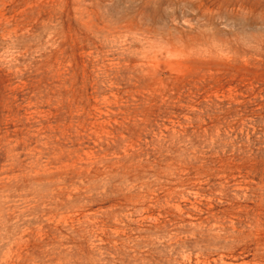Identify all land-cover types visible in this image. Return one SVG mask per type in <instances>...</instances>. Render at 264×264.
Instances as JSON below:
<instances>
[{"label":"rangeland","instance_id":"1","mask_svg":"<svg viewBox=\"0 0 264 264\" xmlns=\"http://www.w3.org/2000/svg\"><path fill=\"white\" fill-rule=\"evenodd\" d=\"M0 264H264V0H0Z\"/></svg>","mask_w":264,"mask_h":264},{"label":"bare ground","instance_id":"2","mask_svg":"<svg viewBox=\"0 0 264 264\" xmlns=\"http://www.w3.org/2000/svg\"><path fill=\"white\" fill-rule=\"evenodd\" d=\"M169 34V33H168Z\"/></svg>","mask_w":264,"mask_h":264}]
</instances>
